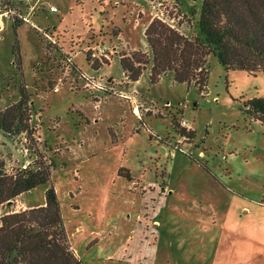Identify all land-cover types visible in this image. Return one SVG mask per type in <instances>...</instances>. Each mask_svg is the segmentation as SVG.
<instances>
[{"label":"rangeland","instance_id":"1","mask_svg":"<svg viewBox=\"0 0 264 264\" xmlns=\"http://www.w3.org/2000/svg\"><path fill=\"white\" fill-rule=\"evenodd\" d=\"M199 8L200 0H0V111L16 103L23 90L44 118L46 142L37 139L33 111L29 130L0 131V165L7 174L26 163L32 168L57 164L58 148L78 136L69 131L80 128L82 135L85 124L77 127L72 121L79 106L103 119L110 114L113 125L129 126L130 133L140 130L130 154L144 187L136 192L137 210L129 215V248L110 264H264V125L245 112L250 100L264 98L263 72L227 70L210 57L203 92L175 83L170 74L151 84L146 72L129 82L124 99L111 97L106 103L69 88V77H78V70L96 75L86 62V47L107 48L108 57L101 60L111 62L99 71L103 86L122 85L126 80L118 60L146 51L149 23L159 19L194 36ZM49 79L55 84L46 91ZM131 99L140 106L135 113ZM73 183L68 167L57 165L51 173L55 190ZM47 187L25 193L27 204L43 201ZM22 198L0 205V219L28 210Z\"/></svg>","mask_w":264,"mask_h":264},{"label":"trees","instance_id":"2","mask_svg":"<svg viewBox=\"0 0 264 264\" xmlns=\"http://www.w3.org/2000/svg\"><path fill=\"white\" fill-rule=\"evenodd\" d=\"M196 25L197 33L188 36L154 18L144 32L148 50L118 60L124 76L133 83L146 72L150 83L157 84L170 74L175 83L193 84L203 92L210 57L227 70L264 73V0H200ZM86 62L90 63L87 57ZM32 111L22 90L16 103L0 111V131L29 130ZM245 112L264 125V98L250 100ZM2 166L0 205L38 186L49 187L43 206L1 217L0 264H85L70 246L59 199L50 184L52 165L35 163L14 174H7Z\"/></svg>","mask_w":264,"mask_h":264},{"label":"crops","instance_id":"3","mask_svg":"<svg viewBox=\"0 0 264 264\" xmlns=\"http://www.w3.org/2000/svg\"><path fill=\"white\" fill-rule=\"evenodd\" d=\"M122 33V30L119 31L118 39L120 36L122 37ZM124 33L126 32L124 31ZM53 38L55 39V36ZM60 49L64 51L65 46ZM132 50L135 49L132 48ZM67 63L69 66V59H67ZM109 63L101 62L93 66L90 62L92 70L96 73L92 76L81 74L77 68L71 66V70H78L79 76L69 77L70 91L85 90L94 103L98 99L106 103L111 97L124 99L122 97H125L126 94L129 95L126 91L129 81L126 77H124L126 81L122 85L117 83L116 87L103 86L104 79L101 78L104 76L99 71ZM89 79L92 81H88ZM54 81L50 80V84L48 81L46 91L53 87ZM64 84L67 82L60 85L56 84L53 91ZM73 84L76 86L74 89ZM37 96L39 95L37 94ZM29 104L32 106L34 121H36L34 122V130L37 133V139L46 144L41 133L44 118L40 111L38 113L35 111L32 101L29 100ZM139 107V104L135 103L132 112L135 113ZM74 112L78 118L72 117L73 123H76L77 127L85 124L82 135L79 133L80 128L74 132L69 131L70 135L77 133L78 136L73 143H69V146L58 148L59 151L57 150L56 156L59 160L57 164L54 162L51 168L52 173L57 165L64 168L68 167L69 170L71 169L74 183L69 184L66 190L57 188L55 191H57L69 243L75 254L85 264H110L114 260H121L115 257L121 251L129 248L127 242L131 241L130 235L133 232V219L129 215L137 210L136 192L141 188L140 186L144 185L145 179L138 176L137 167L134 166L135 161L130 154V148L134 145V141L140 137L137 136L140 130L135 127L130 133L129 126L123 127L119 123L113 125L110 114H107L104 119L94 114L90 115L85 106L75 108ZM74 118L78 120L75 121ZM99 122H102L101 126L104 124L103 129L107 130L108 136L98 126ZM178 127L180 131L184 130L179 125ZM125 133L128 135L125 136ZM177 143L180 144L179 138ZM38 148L40 152L44 153L42 147ZM28 162L30 163V160ZM25 166L27 167L29 164L26 163ZM20 196H23V209L43 206L44 198L41 202L37 201V204L28 205L27 202L30 199L25 198L24 194ZM136 217L134 221L138 220V215ZM94 255L95 257H93ZM125 256L123 253L121 257L124 258ZM127 264H131V262Z\"/></svg>","mask_w":264,"mask_h":264},{"label":"built area","instance_id":"4","mask_svg":"<svg viewBox=\"0 0 264 264\" xmlns=\"http://www.w3.org/2000/svg\"><path fill=\"white\" fill-rule=\"evenodd\" d=\"M49 10L52 12H56L55 7H50ZM85 53H86V57L90 59V62L94 63L97 60H101V58H103V57H108L109 52L105 46H103L102 44H98L93 48L92 47H86ZM181 125L186 126V123L182 122ZM11 203H12V201H11Z\"/></svg>","mask_w":264,"mask_h":264},{"label":"water","instance_id":"5","mask_svg":"<svg viewBox=\"0 0 264 264\" xmlns=\"http://www.w3.org/2000/svg\"><path fill=\"white\" fill-rule=\"evenodd\" d=\"M8 204H11V201Z\"/></svg>","mask_w":264,"mask_h":264}]
</instances>
